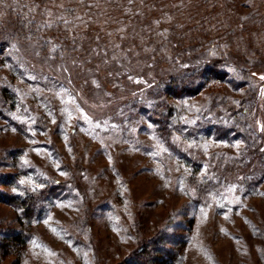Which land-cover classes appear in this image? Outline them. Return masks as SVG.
Masks as SVG:
<instances>
[{
    "label": "rangeland",
    "instance_id": "1",
    "mask_svg": "<svg viewBox=\"0 0 264 264\" xmlns=\"http://www.w3.org/2000/svg\"><path fill=\"white\" fill-rule=\"evenodd\" d=\"M43 2L82 49L0 42V264H264V0ZM200 64L220 80L164 92ZM45 186L32 222L3 200Z\"/></svg>",
    "mask_w": 264,
    "mask_h": 264
},
{
    "label": "trees",
    "instance_id": "2",
    "mask_svg": "<svg viewBox=\"0 0 264 264\" xmlns=\"http://www.w3.org/2000/svg\"><path fill=\"white\" fill-rule=\"evenodd\" d=\"M2 8L5 10L2 11ZM0 42L9 41L8 39L12 38L13 35H17L19 39H25L34 41L41 45V48L46 49L50 48L52 55L58 56L60 51L69 52L70 49H80L81 43H77L76 39L72 36L74 33L70 32L68 34V29L62 28L60 20L52 18V25H49L50 16L48 12L44 13L47 9V6H44L43 0H4L0 1ZM3 18V19H2ZM88 32V31H86ZM71 42V43H70ZM181 54V53H180ZM180 57V56H179ZM217 65V64H216ZM218 67V65H217ZM211 64H204L203 66L197 65L191 70L184 72L178 71L168 77V80L165 81L164 92H167L168 95L174 96L177 98L184 97L186 95H192L198 92L201 87H203L204 81L211 82V80L219 81L220 76L218 75V68ZM209 79V80H208ZM247 102L241 104L238 109L239 118L238 121L241 122L243 116L246 115L248 111ZM144 110V113L148 115L158 113L152 108H147L141 106ZM157 115V114H156ZM161 117V116H160ZM163 118L158 121L156 131L159 134H163L167 129L165 124L162 122ZM239 125L231 123V125H221L215 123L213 127L209 130V133L215 137H222L227 135V133L236 132L239 136L243 134V130L240 128L245 125ZM239 127V128H238ZM12 177V175H10ZM55 186L58 188L59 184L62 183V180L55 179ZM55 186L44 187L36 194L30 192L29 194L20 198L14 193L5 194V199L8 204L15 207L20 219L27 220L32 222L33 219L37 218L43 210V203L48 197H56L57 193ZM86 233L88 236H91L92 226L86 224ZM15 241H17V246L25 242L23 234L15 236ZM4 244L0 241V247ZM145 245H140L136 250H144ZM168 254H172L167 252ZM148 258H152L153 264H166L167 262L163 259H158L157 256L150 257V254H146ZM133 261L128 264H150V259H142L138 253H132ZM151 261V262H152ZM126 264V263H124Z\"/></svg>",
    "mask_w": 264,
    "mask_h": 264
},
{
    "label": "snow or ice",
    "instance_id": "3",
    "mask_svg": "<svg viewBox=\"0 0 264 264\" xmlns=\"http://www.w3.org/2000/svg\"><path fill=\"white\" fill-rule=\"evenodd\" d=\"M260 79H261V80H264V75L260 76Z\"/></svg>",
    "mask_w": 264,
    "mask_h": 264
}]
</instances>
